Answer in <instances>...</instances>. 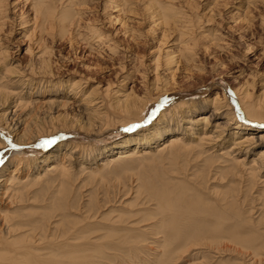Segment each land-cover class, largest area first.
Returning a JSON list of instances; mask_svg holds the SVG:
<instances>
[{
  "label": "rangeland",
  "instance_id": "1",
  "mask_svg": "<svg viewBox=\"0 0 264 264\" xmlns=\"http://www.w3.org/2000/svg\"><path fill=\"white\" fill-rule=\"evenodd\" d=\"M158 1L163 6L158 3ZM263 1L264 0H122V2H125L124 5H122V2L118 0L119 3L113 6L116 0H74V2H79L75 5V9L78 12L75 16L78 20V28L76 31L73 30L72 34L79 30L82 37L93 38V45L91 44V48H94L91 50L88 49L84 43L74 44L73 42L74 47L71 49L70 53V43H67L65 39H57L55 40L56 42H54L53 39L51 40V38L46 35L45 38L47 39H45V42H47L49 46L59 45L58 48L60 50L63 49L61 54H56L52 57L54 61L53 67H58V72L62 74L59 78L63 79V82L64 80L68 81L73 79L75 81L79 80V78L82 79L83 82L87 80L85 85L82 82L84 85L82 90L85 88V91H89L95 88L94 92L91 90L90 92L100 96V98H97V101L104 97L107 91L105 87H108L107 89H109V91L107 97H104L105 104L100 107L101 109H99V111L103 110V112H107L106 115H109V119L112 118V115L109 112L110 109L108 110L107 104L115 101V90L122 93L125 90L128 91V88L132 87V91L139 97L143 99L149 98L145 103L146 109L139 121L131 120L129 124L115 123L93 133L85 131L84 129L79 130L76 126L68 125V118L73 114L77 116L75 113V106L71 104L68 108L65 107L64 109L56 111L57 114L53 112V115H56L55 119H46V126H40L44 128V131H41L43 133L38 136L36 135V137L32 138V140L26 144H18V142L15 141L16 136L0 129V136L6 141L4 147H0V161H2L0 162V178H3V181H1L2 183H0V231L4 228L2 219L18 221V219L25 220L27 219L26 217L30 215V220L33 221V225H38L41 228L43 227L42 229L46 232L45 236L49 238H53L51 237L52 232L55 236L60 235L62 231L67 230V228L70 230L71 235L69 236H71L72 240L84 239L86 236L90 238L110 237L109 235L114 234V232H117L116 235L123 233L124 236H128L126 232H129L131 236L133 235L134 237L130 239L132 243L130 244L131 247L127 249L124 247L125 245H123V247L117 250L119 251L116 253L118 254L117 259H113L114 261H111L112 259L102 260L106 264H264V250L257 256H252V249L250 247H243L244 249L242 251V248L231 244V242L229 244L227 238L222 240L221 245L217 244V246H215L214 243L210 245L212 248H209L205 243L196 245L194 241L184 244V242H182V236L181 240H177L174 237L176 234L180 236L182 233L189 234L191 232L164 233L163 231L167 229L169 224L164 222L162 225L160 223L163 215L159 212L150 216V212H155L157 210V201L154 199L152 200L151 198H153V196L148 192L150 187L152 189L158 188L162 190L163 193L165 190L170 192V201L178 208L177 210H172L171 214H174L180 210L186 211L184 206H186L187 201L181 198L185 196H181L179 199L176 198V196H180L176 194V192H178L181 186L175 189L173 185H180L184 182L185 185L190 184L188 188L184 189L189 194L193 193V188L196 189L198 187L197 191L199 189V194L202 195L199 196L201 200L199 198L197 199L200 200V207L202 206L201 209H198L199 213L195 210L189 221L181 220L183 217L180 219L178 217V221L181 220L184 223L186 222V224L189 223V226L198 224V227H200L202 224L211 225L213 223L206 218V215L213 211H211V209L203 211L202 209L205 206L203 201L208 202L211 207H220L217 197L214 193L211 195V191L219 188V190L221 189L222 191L224 189L225 191H223L227 192L230 188H234L233 192L236 191L237 197L239 194L238 198L243 199L244 202L239 203V201H237L236 203L239 208L237 210L240 212L237 211L240 216L239 219L229 215V221L227 220L228 225H238L236 230L233 229L235 227H231L230 229L239 231L237 232L238 235L244 236L245 238L262 236L264 235V206L262 204L264 202V194L261 187L264 186V184L259 181L264 179V167L261 169L260 176H258L256 180L248 181V185L244 182L243 186H245V189L240 190L243 192L239 193V185L235 183L238 177L230 175V172L226 170L228 164H230L229 161L226 162L228 157L222 158L220 155L218 160L214 161V156H212L213 160H210L212 162V164L210 162V167L211 169L213 168V170L209 175L210 178L208 176L207 183L202 181L200 183L199 180L202 178H197V175V179L195 178L196 183L192 181L193 179H189L193 178L190 177V174L195 172V168L201 165L202 161H200V159L191 158L190 164L187 163L189 164L187 167L190 168L188 171L179 169L176 172V167L183 165L180 159L179 163L173 164V160L165 156L166 153L161 155L154 153V151L150 152L152 154L149 153L146 155L147 157L143 160L138 158L131 159L125 167L119 168V166H116L112 169L109 168L111 169L109 172L102 169L101 173L104 171V176L101 178H99V176L95 177V174H97L98 170L102 167L100 162L106 160L109 156L115 157V153L111 152L120 150L117 148L113 149L116 143L132 137L134 138V136L141 138L142 135L149 134V130L156 126H158L159 131V127L161 128L162 126L159 125L160 122H158L157 119L163 112L164 116H167V119L171 121L180 120L179 123L181 122L180 124L183 125H174V132L178 133L180 131L181 134L188 137L189 132L193 131V135L197 136V132H199V130H197L198 126L190 123L186 117H184L185 119H180V115L182 116V114H180L181 111L186 112L188 105H181L175 108L177 102L181 101V99L183 101H188V99H190V103H193V105L195 104L192 109V112L195 111L192 114L193 117L200 112H207L208 114L210 111L212 112L213 107L210 100L214 97L216 92L224 98V100H226V94L229 93L231 96L230 101L233 102V108H237L235 105L239 104V102L236 103L237 99L234 96L235 90L242 86L245 87L247 85V87H250V90H252L251 93H253L252 96H255L253 97L254 100L257 98L264 100ZM154 2L157 3L155 4ZM158 4L163 7L167 15L166 24L160 19L163 13H161L162 10L160 8L156 7ZM169 4L176 6L177 10H175V7V9H173V6ZM4 7L7 13L5 12L4 29L2 28L0 31V42L2 46L7 49V59L10 60L12 66H17V69L28 70L29 60L33 61L31 62L33 63L32 67L34 69H31L32 71L30 72H32L31 75L34 72L33 76L36 74L34 76L35 78H32L31 85L27 86L25 82V86L27 87L22 88V92L27 91L31 93L32 99H36L37 102H40L44 100L41 98L43 95L39 94H41L40 91H43L45 85L41 87V84H35L36 80L40 79L39 77L41 76L37 72L38 62L36 58L33 57L32 53L29 54L26 51L27 46L33 51H35V48L32 46L31 42H28L27 39L25 40L24 36H22V33L27 30L26 28L29 27L31 22L27 24V21L24 26L20 24L23 19L26 18V20H28V18L31 17L32 12H30L31 9H29V0H5ZM164 7L168 8L165 9ZM169 7H172L173 10H170ZM156 8L159 9L158 13ZM154 10L156 12H154ZM94 28H96V30ZM100 32L102 35H100L97 40L94 35ZM183 33L185 35H183ZM191 35L195 38V45H197L194 46L195 48L193 47V49H195L193 52L196 53V55H194V61L186 62L187 64L177 62L176 65L171 63L172 66L171 64L169 66L167 64L164 65L167 59V55L165 54L167 52H173L176 43H180V45L184 43L186 45L195 42L194 40L188 41L191 39ZM109 46H113L114 50H109ZM89 50L92 55L88 52ZM36 64L37 66H35ZM13 80H15V77ZM14 85L15 84L11 85V88L15 89L14 91H18L19 87H16L17 84ZM66 85L67 84L64 83L62 87L65 88ZM63 88L60 89L63 90ZM223 89H225L224 97L222 95ZM82 93L84 94H78L80 96L79 99L86 97L87 93L84 92V90ZM60 94L61 93H56V96L59 97ZM47 95L46 93L43 97ZM69 100L75 101V104H79L74 98H70ZM98 104L99 103L91 105L94 106L95 109ZM174 108L176 111L175 113H177L176 116L173 112ZM12 109L13 108H11V113L8 114L9 118L13 114ZM65 109L66 112H70L65 116L66 118L62 117ZM153 109L156 110L153 111ZM233 111L235 114L234 117L237 118L234 121L242 124L241 129H243V124L244 126H248V124L252 125L251 122H249L250 119H247L244 113L237 109H233ZM219 112L213 114L210 118L212 125L218 123L222 125L227 122L225 115L221 113L222 111L220 110ZM190 113L191 112H188V116H190ZM16 115L17 113H15L14 117H16ZM64 119H67V121H64ZM61 121L63 123L62 125ZM234 121L228 123L227 129H225L223 134L225 135L222 140L223 143L218 146L217 152L214 151L216 155L220 152L227 151L230 146L234 145L232 144L234 138H240L239 136L242 137L246 134H252L258 137L259 133H264V126H259L262 124L259 122L260 124L256 125L259 126V132H257L258 130L255 128H252V133H249L252 130H243V132L238 134L235 132L237 129L235 130L236 123L234 124ZM65 125L69 127L64 128ZM133 125L138 126L132 127L131 131H125L126 128ZM186 125L189 126V129H185ZM262 125H264V123ZM52 126L55 127V130L52 129ZM61 126H63V129H61ZM168 137L169 136H164L162 140L155 143H152L151 140L146 145L140 143V145H138V143L130 141L129 147L133 148L136 146L135 150L146 148L154 150L155 147H150V144L156 146L158 143L165 141ZM52 138H55L54 143L47 146H40L42 140ZM189 138H191V136H189ZM13 145H15V147H13ZM70 146H74L73 149H75L71 154L69 153ZM262 146H264V140L260 145H255L254 150L251 149L246 156L243 148L240 149H243V151L238 153L236 147V152L233 153L235 156H238V159L246 157V161L249 162L252 158L256 157ZM18 147H21L24 151L15 153ZM56 147H59V150L53 152L57 154L58 160H62L65 157L62 161L64 164L68 163V166H70V179L66 181L65 185L58 187L60 190L55 185L48 187V189L34 187L30 196L26 195L20 203L19 201L14 202L15 198L11 193L16 189H21L23 194H25L24 192H29V190L24 189L22 185L24 186V183H26L28 186L25 187L29 188V183L32 181L33 177L38 172L44 170L42 167L44 166L42 165L43 163H38L37 161L47 158V154L50 150H54ZM214 148L216 149V147ZM214 148L208 150L209 152L205 154V156L211 153ZM120 151L124 150L122 149ZM65 153H67V156H65ZM233 153L231 155H233ZM55 154H50L52 157L49 156L50 160L46 164H49V162L56 158ZM139 155H141L140 151ZM212 155H214V153H212ZM183 161L186 163L185 160ZM213 163L215 165L218 163L221 167L213 166ZM27 165H31V169H29L28 173L25 169ZM105 168L108 169V167ZM217 171H219V175ZM239 171L240 170H238L237 173H239ZM220 174L223 176L221 177ZM11 176L14 177L13 180H15V178L18 179L15 181L12 180L8 185ZM219 176L220 179L218 178ZM234 179L236 180L234 181ZM22 180H25L24 183L21 182ZM232 180L234 182H232ZM19 183H21V185H19ZM193 183L196 185L191 188ZM249 183H253L251 184L252 187ZM168 184L170 185L169 187ZM7 187L12 189L8 188L9 191L3 195ZM196 196H198L197 193L191 198ZM213 201H215V203ZM237 206L235 207L237 208ZM215 208L212 210H215ZM229 211L232 210L229 208ZM229 211H227L228 214ZM4 213L6 214L5 216ZM20 214L21 216L18 217ZM40 214L41 216H39ZM47 214H49V216ZM176 223L177 222H175V224ZM243 223L246 224L244 225ZM151 224H153V226ZM119 228L125 229L124 231H116ZM253 229L257 233L252 231ZM158 232L161 233L159 234ZM247 234L248 236H246ZM16 237L17 234L10 236V238L15 241L18 240ZM134 240H137V242H134ZM97 241L98 243L103 242L101 238ZM180 244L187 246H181V248L183 247L182 249H176L175 252L168 254V251H170L173 246H178ZM102 246H106L104 242Z\"/></svg>",
  "mask_w": 264,
  "mask_h": 264
},
{
  "label": "bare ground",
  "instance_id": "2",
  "mask_svg": "<svg viewBox=\"0 0 264 264\" xmlns=\"http://www.w3.org/2000/svg\"><path fill=\"white\" fill-rule=\"evenodd\" d=\"M4 1L5 0H0V31L2 30V28L4 29V27H3L4 19H5V14L7 13L5 11ZM120 1L122 2V0H120ZM77 3H79V2H74V0H29V9H31L30 12H32L31 17L28 18V20H26V18L23 19L22 21L20 20L21 21L20 24L21 25L23 24L22 26H24L27 23V21H28L27 24H29V22H31L29 27L26 28L27 30L26 31L23 30L24 32L22 33L23 34L22 36H24L25 40L27 39L28 42H31L32 46H34V48H35V51H33L29 46H27L26 51L29 54L32 53L33 57H35L37 62H38L37 72L41 76L39 77L40 79L36 80L35 84H41V87H44V85H45V87L43 88V91H40L41 94H39V95H43V96L46 93L48 94L46 97H43V96L41 97L44 100L37 102L36 99H32L33 97H31L32 96L31 93H28L27 91L22 92V90H23L22 88H24V87L26 88L28 85H31L32 78L36 75L35 74L33 76L34 72L32 75H31L32 72H30V71H32L31 69H34L32 67L33 61L31 60L32 61L31 62L29 60L30 63H29V68L27 67L28 70L22 69L23 70L22 71L20 69H17V66H12V64L10 63V60L7 59V57H8L7 49H6V47L2 46V44L0 42V129L2 131H6L7 133L9 132L10 134H13L14 136H16L15 141H17L18 144H26L27 142H30L32 140V138L36 137V135L38 136L39 134L43 133L41 131L44 128L40 127V126H46L47 123H45V120L46 119L52 120V118L54 120L56 115L54 116L53 112L64 109L65 107L68 108V107H70L71 104H74L73 106H75V113L77 114V116H75V114L70 116V118H68L69 121L67 122L68 125L76 126V127H78L79 130L84 129L85 131L93 132V133H96L97 130H101L103 127H109V125H113L115 123L129 124L131 122V120L139 121V120H141V117L143 116V114L145 112V109H146L145 103H146L147 99H149V98L143 99V98L139 97L136 93H134L132 91V89H131L132 87L128 88L129 89L128 91L125 90L122 93L115 90V94H116L114 96L115 101L107 104L108 110L110 109L109 112L112 115V118L109 119V115L108 114L106 115L107 112L105 113V112H103V110L99 111V109H101L100 107H102V105L105 104L104 97H107V94L109 91V89H107L108 87H105L107 91L104 94V97L101 98L99 101H97V98H100V96L94 95L95 93H93L95 91L94 90L95 88L92 90L90 89L93 92H90V90L85 91V88H84L83 89L84 92L87 93L86 97L84 96L85 98L79 99V97H80L79 95L84 94V93H82V91H83L82 88L87 83V80H86V82L85 81L83 82L82 79L79 78V80H75V81H74V79L68 80L69 82L64 80V82H63V79L59 78L62 74L60 72H58V67L55 66L56 69H55V67H53L54 61H53L52 57H54V55H56V54H61L63 49L60 50L58 48L59 45L58 46H55V45L49 46L47 44V42H45V39H47V38H45L46 35H48V37H50L51 40L53 39L54 42H56L55 40H57V39H65V41L67 43H70V46H69L70 47L69 48L70 53H71V49L74 47L73 42H74V44L84 43L85 46L91 50L94 48V47L91 48L93 38L90 39L89 37H82L79 33V30L76 33L72 34L73 30L76 31L78 28V20L75 18V16L78 13L77 10L75 9V5ZM118 3H119L118 0H116L115 4L113 6H116ZM124 3L125 2H122V5H124ZM158 3H160V2L158 1ZM162 3H164V2H162ZM161 5L158 4V5H156V7L160 8L162 10L161 13H163V15L160 16V19L163 23H165V21L167 20L166 19L167 15L163 10V7H162L163 5L162 6ZM169 5H171V4H169ZM175 5H176V3H175ZM165 6H167V5H165ZM171 6H173V5H171ZM174 7L176 8V6H173V9H175ZM158 8H156L157 13L159 10ZM167 8H165V9H167ZM169 9L173 10L172 7H169ZM175 10H177V8ZM165 11H168V10H165ZM154 12H156V11L154 10ZM6 17H7V15H6ZM167 25H168V23H167ZM94 29L96 30V28H94ZM126 30H128V29H126ZM100 35H102L101 32L98 33L97 35H94V37H96V39L98 40ZM183 35H185V34L183 33ZM186 37H189V36H186ZM50 38H49V40H50ZM194 39L195 38H193L191 35V39L188 41H192ZM180 41H184V40H180ZM195 43H196V41L193 43L186 44V45L184 43L181 45H180V43H176L174 51L171 53L167 52L165 54V55H167V59H166L164 65L167 64L169 66L171 63L172 64L174 63V65H176L177 62H181V63L187 62L188 63V62L194 61V59H195L194 55H196V53L193 52V50L195 51V49H193V47L197 46V45H195ZM83 47H84V45H83ZM108 48H109V50H111V49L114 50L113 46H109ZM88 52L90 53V50ZM172 64H171V66H172ZM35 66H37V64ZM168 66H167V68H168ZM53 75H55L56 77ZM12 77L13 78L15 77V80H13ZM25 82L27 83V86H25ZM82 82L84 83V85L82 84ZM64 83L67 84L65 86V88L62 87ZM13 84H15V85L17 84L16 87L17 88L19 87L18 91H14L15 89L11 88V85H13ZM60 88H63V90ZM224 91H225V89H223V94H222L223 97H224ZM251 91L252 90H250V87H247V85L245 87L242 86V87L237 88L235 90L234 96L237 99L236 103L239 102V104L235 105L237 108L232 107L233 102L230 101L231 96L229 93L226 92L227 93L225 96L226 100H224V98H222L216 92L214 97L210 100V102H212V107H213L212 112L210 111L209 114L207 112H205V113L200 112V113L194 115V117L192 116V114L195 111L192 112L193 111L192 109L195 106V104L193 105V103H190V99H188V101H183L181 99V101L177 102V105L175 106V108L177 106H181V105H188V107L186 106L187 111L186 112L181 111L180 114H182V116L179 114L180 119H182V118L185 119L184 117H186V119H188L190 121V123H193L196 126H198L197 130H199V132H197V136L193 135L194 134L193 131L189 132V136H191V138H189V136L187 137L184 134H181L180 131L178 133L174 132V128H175L174 125L175 126L182 125V124H180L181 122L179 123L180 120L171 121L170 119H167V116H164V112H163L159 116V118L157 119L158 122H160L159 125L162 126L161 128L159 127V129H160L159 131H158V126H156V127L152 128L151 130H149L150 131L149 134L142 135L141 138L134 136V138L132 137L130 139H125L123 141L116 143V145L113 147V149L114 148H117L120 150L123 149L124 151H120V150L114 151V152L112 151L111 153H115V157L109 156L108 158H106V160L101 161L100 162V165L102 166L101 169L98 170L97 174H95L93 172L95 174V177L99 176V178H101L102 176H104V173H103L104 171L109 172L112 168H114L116 166H119V168L125 167L130 162V160L133 158H138V159L143 160L145 157H147L146 155H148L151 151H154V153L161 154V155L166 153L165 156L168 159H172L173 164H177L180 161H182L183 165L176 167V169H175L176 172L179 169H185V171L186 170L188 171L190 168L187 166L190 164L189 162L191 161V158L194 157V159L195 158L197 160L200 159V161H202L201 165H199L197 167L195 166L196 167L194 170L195 172L190 174V177H193V178H189V179L190 180L193 179L192 181H194L196 183L195 178L197 175L198 176L197 178H199V177L202 178V179L199 178L200 180L198 179L200 181V183H201V181L204 183H207L208 176L210 175V173L213 170V168L211 169V167H210V162H211L210 160L213 158L212 156H214V161L218 160L219 155H220V156H222V158L228 157V160L227 161L225 160V161L226 162L229 161L230 164H228V166H227L228 168L226 170L228 172H230V175H232L234 177H238L237 181L235 182V183H238V185H239L238 193L243 192L240 190L245 189V186H243L244 182H246L248 185V181H254V180H256V178L258 176H260L259 175L260 171L264 167L263 166L264 165V146L260 147L256 157L252 158L249 162L246 161V157L238 159L237 158L238 156H235L233 152H236V150H235L236 147H237L238 153H241L244 149L245 150V156H246V154L249 153L251 151V149L254 150L255 145L256 146L260 145L263 142L264 133L263 132L259 133L258 137L254 136L252 134H246L242 137L239 136L240 138H234L233 139L232 144H234V145L230 146V148L227 149V151L220 152L217 155H216V152L218 150V146H220L223 143L222 140L225 137V135H223V134L225 132V129H227L228 123H232V121L237 119L234 117L235 114H234L233 109H237L238 111L244 113L246 115V118L250 119L249 122H251V124H252V125L248 124V126H244V124H243V129H241L242 124L236 123V121H234V124L236 123V125H235V130L237 129L235 131L236 133L240 134L241 132H243V130H247V131L252 130L249 132V133H252L253 132L252 128H255L256 130H258L257 132L260 131L258 128H259V126H262V124L264 123V112H263L264 100L260 99V98L259 99L257 98L254 100L253 97H255V96H252L253 93H251ZM56 93H61V94L59 97H57ZM70 98H74L76 101L79 102V104H75V101H70L69 100ZM26 99H28V100H26ZM96 103H99V104L94 109V106H92V105H96ZM11 108H13L12 109L13 114L9 118L8 114L11 113ZM175 108L173 109V112H174V115L176 116L177 113H175L176 112ZM9 110H10V112H9ZM220 110L222 111L221 113H223L225 115V118L227 121V122H225L226 124L223 123L225 125H223V124L219 125V123H218V124L212 125L210 122V118L212 117L213 114H217ZM178 111H179V109H178ZM171 112H172V110H171ZM188 112H191L190 116H188ZM15 113H17L18 116L16 115V117H14ZM69 113L66 112V109H65L64 114H62V117L67 116ZM56 114H57V112H56ZM165 115H167V114H165ZM57 118H56V120H57ZM163 118L166 120H164ZM35 120H36V122H35ZM60 120H61V118H60ZM65 120L67 121V119H64V121ZM62 121H61V125L63 124ZM170 122H171V124H170ZM259 122H261L262 124L259 125L260 124ZM256 125H259V126H256ZM65 127L68 128L69 126L65 125L64 128ZM52 129L55 130V127L52 126ZM61 129H63V126H61ZM185 129H189V126L186 125ZM47 134H48V132H47ZM164 136H169V137L165 141H163L162 143H158L156 146L153 144H150V147H155L154 150H150L148 148L135 150L136 146L133 148L129 147L130 141L136 142V143H138V145H140V144L146 145L151 140H152V143L158 142V141L162 140V138ZM194 137H195V139H194ZM192 139H194V140H192ZM5 142L6 141H4V139L1 138V136H0V147H4ZM73 147L74 146H70V150H69L70 154L75 151V149H73ZM214 147H216V149ZM211 148H214L215 150L213 149L211 153H209L207 156H205V154H207L209 152L208 150H210ZM241 148H243V149L240 150ZM56 150L58 151L59 147L58 148L56 147V149H54V150H50V152L47 154V158H44V159L37 161L38 163H40V162L43 163L42 165H44V166H42V167L44 168V170L41 172H38L33 177L32 181L29 183V188L25 187V186H28L26 183H24L25 180L21 181L22 183H24V186L22 185V187L24 189H28L29 192L27 191V192H24L25 194H23L22 193L23 191L21 189L20 190L16 189L17 191L14 190L11 193L12 196L15 198L14 202H18V201H19V203L22 202L23 198L26 195L30 196V193H31L32 189H34V187H38L41 189H44V188L48 189V187L55 185L58 188L61 185H65L66 181L70 179V177H71L70 170H69L70 166H68V163L64 164V162L62 161L65 157L62 160H58L57 154H55V152H53ZM23 151L24 150L21 147L20 148L18 147L15 150V153L16 152L20 153ZM139 151H140L141 155H139ZM214 151H216V152H214ZM212 153H214V155H212ZM232 153H233V155H231ZM50 154H52V155L55 154L56 158L53 159V161L49 162V164H46L50 160V157H49V156H51ZM66 154L67 153H65V156H67ZM150 154H152V153H150ZM179 159H180V161H179ZM181 159L185 160L186 163H184V161ZM219 162H221V161H219ZM187 163H189V164H187ZM218 163H217V165H215L213 163L214 164L213 166L221 167V165H218ZM211 164H212V162H211ZM30 166L27 165L25 168L27 170V173H28L29 169H31ZM33 166H32V168H33ZM40 166H35V167H40ZM201 166H203V167H201ZM105 167H108V169H106ZM109 168H111V169H109ZM102 169H104V171L101 173ZM238 170H240L239 173H237ZM219 171H217L218 175H219ZM215 172H214V175H215ZM165 173H167V172H165ZM170 173H172V172H170ZM220 176H221V174H220ZM220 176L218 177L219 179H220ZM224 177H226V176H224ZM209 178H210V176H209ZM13 179H14V177L11 176L9 179L8 185L12 182ZM17 179L18 178H15V180H17ZM15 180H13V181H15ZM167 180H168V178H167ZM235 180L236 179H234V181ZM1 181H3V178H0V183H2ZM18 181H20V180H18ZM234 181L232 180V182H234ZM259 182L264 184V179L260 180ZM173 183H175V182H173ZM184 183H181L180 185L176 184L173 186L175 189L177 187L181 186L178 189V192H176V194H179L180 196H176V198L179 199L181 196H185V197H181V198L187 201L186 206H184L186 211H184V210L181 211L180 210L181 208H180L179 209L180 211H178L174 214H171L172 210H177L178 208H176L175 205L170 201V196H171V195H169L170 192L165 190V192L163 193V191L158 189V188H154V189H152L151 187L149 188L148 192L150 193V195L153 196V198H151V197L150 198L152 200L154 199L157 201V203H156L157 204V206H156L157 210L155 212H150L149 214L151 216L152 214L155 215L156 213L159 212L163 215V218L161 219L160 223L162 225L164 224V222L169 224L167 229H165L163 231L164 233L172 234V233H181V232H191L189 234L188 233H182V234H180V236H177V234L174 236L175 239H177V240H179V239L181 240V236H182L183 237L182 242H184V244L185 243L188 244L189 242L194 241L196 245H199L200 243H205L209 246V248H212V247H210V245H213L214 243H215V246H217V244L221 245L222 240L227 238L229 240L228 241L229 244L231 242V244L242 248V251L244 249L243 247H246V246L250 247L252 249V251H251L252 256H257L258 254L263 252V250H264V235L252 236L249 238H247V237L245 238L244 236L238 235L237 232H239V231H235L236 227H238V225L234 221L233 222L237 226L228 225V223H227V220L229 221V219H228L229 215H232V217H235L237 219L240 218V216L238 215L240 212H239V210H237L239 208L236 205V203H237V201H239V203L244 202L243 199L238 198L239 194L237 197L236 191L233 192L234 188H230L229 191H227V192H224L225 190L222 187L221 188L224 191L223 190L221 191V189L219 190V188L218 189L212 188L213 190L211 191V195L214 193V195L217 197V200L219 201V204H220L219 208H215V206L211 207V205H209L208 202L203 201V204H205V206L202 210L207 211V209L208 210L211 209V211H213L212 213L206 215L207 220L213 222L211 225L202 224L200 227H198V224L197 225L193 224L192 226L191 225L189 226V223L186 224V222L185 223L182 222L181 220L189 221L191 218V215L195 212V210L198 211V209H201V207H202V206L200 207V204H199V201L201 200L199 196H202V195L199 194V189L197 191L198 187L196 189L193 188V190H194L193 193L189 194L184 189L188 188V186L190 184L185 185ZM235 183H233V184H235ZM251 184H253V183H251ZM19 185H21V183H19ZM195 185L196 184L193 183L191 185V188L195 187ZM169 186L170 185L168 184V187ZM251 187H252V185H251ZM8 188H10V187L6 188V191L3 193V195H5L7 193V191H9ZM17 188H20V187H17ZM10 189H12V188H10ZM250 189H252V188H250ZM261 189H262L263 194H264V186H262ZM196 193L198 196L191 198ZM198 198L200 200H197ZM204 200H205V198H204ZM213 202L215 203V201H213ZM262 204L264 206V202ZM235 206H237V208ZM213 208H215V210H212ZM229 208L232 211H229ZM227 211H229V214L227 213ZM198 213H199V211H198ZM5 215L6 214L4 213V216ZM47 215L49 216V214H47ZM20 216H21V214L18 215V217H20ZM39 216H41V214ZM178 217H179V219L181 217H183L180 220L181 222L178 221L179 220ZM7 218H8V216H7ZM26 218L27 219H25V220L24 219H18V221L12 220V219H10V220L9 219L8 220L2 219V223L4 224V228L2 227L3 229L1 228L2 230L0 231V264H106L102 260L112 259L111 261H114L115 259H117L118 254H116V253L119 252L117 250H119L121 247H123V245H125L124 246L125 248L129 249L131 247L130 244H132L130 239H132V237H134L133 235L132 236L129 235L130 234L129 232H126V234L128 236H124L123 233L116 235L117 232H114V234L109 235L110 237H100L99 236L106 245L104 247V246H102L103 242L98 243V241H97L100 238H90L89 236H86V238H84V239L81 238V239H73L72 240L71 236H69V235H71L70 230L67 228V230L62 231V234H60V235L55 236L52 232L51 237H53V238H49V237L45 236L46 232H45V230L42 229L43 227L41 228L38 225H33V221L30 220L31 219L30 215L27 216ZM148 218H150V217H148ZM88 220H89V218H88ZM93 220H95V219H93ZM119 221H121V220H119ZM175 222H177V223L175 224ZM178 222H179V224H178ZM260 222H261V220H260ZM154 224H155V222H154ZM125 225H126V223H125ZM128 225H130V224H128ZM151 225L153 226V224H151ZM151 225H150V227H151ZM131 226H133V225H131ZM54 227H56V226H54ZM231 227H235V228H233L235 230L230 229ZM124 229L119 228L116 231H119V230L124 231ZM252 231H254V229ZM255 233H257V232H255ZM14 234H17L16 238L18 240H16V241L13 240L12 238H10V236L14 235ZM246 236H248V234ZM134 242H137V240H134ZM184 244H180L178 246H173L170 249V251H168V254H170L171 252H175L176 249H179V248L182 249L183 247L181 248V246H184V247L187 246ZM222 248H223V246H222ZM245 255H246V253H245Z\"/></svg>",
  "mask_w": 264,
  "mask_h": 264
},
{
  "label": "snow or ice",
  "instance_id": "3",
  "mask_svg": "<svg viewBox=\"0 0 264 264\" xmlns=\"http://www.w3.org/2000/svg\"><path fill=\"white\" fill-rule=\"evenodd\" d=\"M156 109H153V111H155ZM138 125H133V126H130L129 128H126L125 131H131L132 127H137ZM264 126V125H262ZM55 142V138H52V139H45V140H42L41 141V145L40 146H47L51 143H54ZM13 147H15V145H13ZM2 162V161H0Z\"/></svg>",
  "mask_w": 264,
  "mask_h": 264
}]
</instances>
